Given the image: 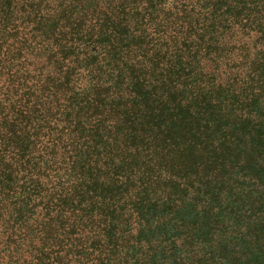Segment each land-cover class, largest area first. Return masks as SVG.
Here are the masks:
<instances>
[{"label":"trees","instance_id":"16d2710c","mask_svg":"<svg viewBox=\"0 0 264 264\" xmlns=\"http://www.w3.org/2000/svg\"><path fill=\"white\" fill-rule=\"evenodd\" d=\"M0 264H264V0H0Z\"/></svg>","mask_w":264,"mask_h":264}]
</instances>
